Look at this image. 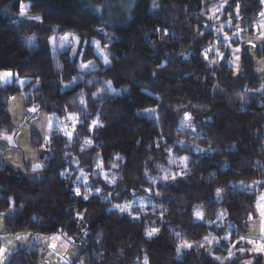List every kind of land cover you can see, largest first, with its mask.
Masks as SVG:
<instances>
[{"label":"trees","instance_id":"obj_1","mask_svg":"<svg viewBox=\"0 0 264 264\" xmlns=\"http://www.w3.org/2000/svg\"><path fill=\"white\" fill-rule=\"evenodd\" d=\"M24 4L39 23L18 21ZM106 4L0 0V133L18 135L17 127L6 130L17 94L25 95V125L39 112L79 121L72 138L53 131L45 144L31 134L32 145L44 150L41 182L0 152V216L7 217V232L64 236L83 248L74 264H264V255L249 254L241 239L264 191V79L244 45L264 3L132 0L121 23L101 16ZM66 34L82 43L101 41L111 66L71 86L80 75L78 62L53 52L51 43ZM92 47L86 61L95 59ZM236 49L237 71L230 53ZM113 154L122 158L115 185L96 178L99 195L85 199L84 189L77 195L75 160L91 170L102 156L107 168ZM139 197L150 203L125 214L110 210ZM199 206L202 220H196ZM231 247L235 256L227 260ZM44 251L32 244L5 264H40Z\"/></svg>","mask_w":264,"mask_h":264},{"label":"rangeland","instance_id":"obj_2","mask_svg":"<svg viewBox=\"0 0 264 264\" xmlns=\"http://www.w3.org/2000/svg\"><path fill=\"white\" fill-rule=\"evenodd\" d=\"M132 0H106V5L99 8V13L101 16L105 17L106 21H109L110 23H121L125 18L129 16L130 12V5ZM23 10V14H22ZM38 16H33L30 13V4H24L21 6L20 14L18 15L17 19L20 22L23 23H39L41 19L37 20L35 19ZM40 18V17H39ZM251 37V36H250ZM247 43H244L247 47L249 42H251V45H253V39L248 38L246 41ZM52 43V51L56 53H69L73 59H75L78 62V69L80 71V75L75 81L73 82V85H75L78 82L83 81L84 77L87 75H92L93 73L99 71V70H105L111 66V57L108 52V49L101 45V41L93 40L90 43L84 42L82 43L77 37L72 36L71 34H66L65 36L61 37H54L51 41ZM88 44L92 45L93 52L95 54V59L86 61L85 55L87 50ZM249 50L251 51V54L253 55V46H248ZM258 58H262L259 56ZM107 61V62H106ZM87 65V67H84ZM105 89L109 92H112V87L110 85H104ZM104 89V88H102ZM218 93H222V91L217 88L216 90ZM118 94H121L123 92L118 91ZM149 115L157 116L156 111H151ZM74 118V119H73ZM60 119V118H59ZM62 120V121H61ZM61 122L63 123V127H61V123L58 122L57 130L61 132V134H64L68 136L69 138L73 137V132L77 128L79 121L78 118L75 115H70L66 118H61ZM186 121H189V118L186 117ZM184 123V127H187ZM66 132V133H62ZM71 133V136H69L67 133ZM122 160L120 155L113 154L112 160L108 163L109 166L106 168L105 162L102 158V156H95L93 161V168L91 170H84L80 166V161L78 159L75 160L73 163V172L77 174V184H78V190L81 194L85 190V196L87 198H90L92 195L97 194L99 195L101 193L100 188H96V186H93L92 180L96 178H101L107 185L112 186L115 185L118 179V171L120 169V161ZM178 160H175V163ZM183 162H187L186 160H183ZM262 181L257 182L254 187H257L260 185ZM256 188V189H257ZM84 189V190H83ZM261 197H264V191H258L256 202H255V212L256 216L250 218L248 221V229L246 235H244L242 238V242L244 244H247L248 252L249 254L253 255L254 253L257 254H263L264 253H258L256 251H252L254 248L253 244L247 243L248 240H253L257 244L264 243V239H261V221L262 217L259 211V207L261 205H264V200L261 199ZM150 203V200L147 197H139L130 201H127L119 206H125L129 205L130 208L127 211H121L117 205H113L110 210L116 211L120 214L128 213L132 209H142L145 208ZM197 213H200L202 217L204 218V210L202 207H197L195 210L196 214V220H202L201 218H198ZM214 240H210L212 242ZM208 242V241H207ZM72 245L73 243H68ZM60 247V246H59ZM232 248V247H231ZM59 250V249H58ZM245 251V250H244ZM66 257V255H63ZM235 253L234 249H230L229 256L227 260H231L234 258ZM136 264H145V261H138Z\"/></svg>","mask_w":264,"mask_h":264},{"label":"crops","instance_id":"obj_3","mask_svg":"<svg viewBox=\"0 0 264 264\" xmlns=\"http://www.w3.org/2000/svg\"><path fill=\"white\" fill-rule=\"evenodd\" d=\"M262 24H264V16H261L254 25L255 34L249 37L253 39V45H255V47H253L252 57L256 64V74L260 79H264V70H261L264 69V59L258 58L264 51V40L259 38L261 35H264V26H262ZM248 46H252L251 42H249ZM230 53L233 57L235 66L233 69L237 71L240 67V55L235 50ZM237 56L239 57L238 60ZM8 111L11 125L7 126L6 130L17 127L19 128V132L16 138L10 133H0V152L4 153V159L7 163L23 173L28 179L34 182H41L44 180V175L40 172L42 168L39 163L41 160L40 150L32 145L31 134L33 132L37 133L41 137L43 143L46 144L53 131L61 133L57 130V127L59 126L58 122H60L61 127H63L62 120L56 115L39 112L29 125H25L23 122L27 111L25 108L24 94H17L11 98ZM5 136L12 138L11 143L3 139ZM28 165H34L35 171H28ZM6 221L7 217L0 216V245L1 248L7 249L4 264L6 263L8 255L25 249L32 244H41L45 249L40 264H74L82 252L83 248L80 244L74 243L70 245L66 238L60 235L51 237L30 234L11 235L5 228ZM17 237H22V239H17ZM53 245H55V247H53ZM64 254L66 257L63 256Z\"/></svg>","mask_w":264,"mask_h":264},{"label":"snow or ice","instance_id":"obj_4","mask_svg":"<svg viewBox=\"0 0 264 264\" xmlns=\"http://www.w3.org/2000/svg\"><path fill=\"white\" fill-rule=\"evenodd\" d=\"M262 3H264V0H261ZM22 14H23V10H22ZM262 16H264V12L261 13ZM35 19L39 20L40 18L39 17H36ZM231 26V25H229ZM262 26H264V24H262ZM261 40H264V35H261L259 37ZM253 47H255V45H252ZM236 52H239L240 49H236L235 50ZM205 58H207L205 56ZM239 59V57L237 56V60ZM107 62V61H106ZM84 67H87V65H85ZM261 70H264V69H261ZM11 76V73H6L4 74V77H10ZM21 83H23L21 81ZM81 103H83V101H81ZM31 111H35V109H31ZM74 119V118H73ZM69 136H71V133H67ZM3 139L7 140L9 143H11V137H3ZM87 143H90V141H87ZM173 179H175V177H173ZM76 194L79 195V190L77 189L76 190ZM85 199H87V196L84 197ZM262 200H264V197H261ZM117 207L120 208L121 211H127L129 210L130 206L129 205H125V206H119L117 205ZM259 211H260V214H261V217H262V221H261V239H264V205H261L259 207ZM197 216L198 218H203L202 215L200 213H197ZM156 231H158L157 229H153L151 232L148 233L149 237H151L153 235V233H155ZM228 237H226L227 239ZM17 239H22V237H17ZM207 239V238H206ZM243 239V238H241ZM247 243H250V244H253L254 245V248L252 249V251H256V252H259V253H264V243H261V244H257L255 241L253 240H248ZM183 247H192V245L190 244H187V242H185L183 245ZM53 247H55V245H53ZM241 251H243V249H241ZM7 252V249L6 248H0V264H4V258H5V254ZM216 259H220V257H216ZM145 264H147V261L145 262Z\"/></svg>","mask_w":264,"mask_h":264},{"label":"water","instance_id":"obj_5","mask_svg":"<svg viewBox=\"0 0 264 264\" xmlns=\"http://www.w3.org/2000/svg\"><path fill=\"white\" fill-rule=\"evenodd\" d=\"M44 157H45V155H44V150H41V151H40V159L43 160Z\"/></svg>","mask_w":264,"mask_h":264}]
</instances>
